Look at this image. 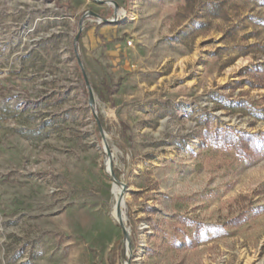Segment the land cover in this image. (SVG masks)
Instances as JSON below:
<instances>
[{
    "label": "rangeland",
    "instance_id": "obj_1",
    "mask_svg": "<svg viewBox=\"0 0 264 264\" xmlns=\"http://www.w3.org/2000/svg\"><path fill=\"white\" fill-rule=\"evenodd\" d=\"M262 70L264 0H0V264H264Z\"/></svg>",
    "mask_w": 264,
    "mask_h": 264
},
{
    "label": "bare ground",
    "instance_id": "obj_2",
    "mask_svg": "<svg viewBox=\"0 0 264 264\" xmlns=\"http://www.w3.org/2000/svg\"><path fill=\"white\" fill-rule=\"evenodd\" d=\"M109 160H110V158L108 157V159H107L108 163H109ZM108 167H109V165L107 164V171H109ZM113 187H114V193H115V201H114V204L112 206V214L111 215L116 222L121 224V220L122 219L125 220V219H124L123 214L121 217L120 214L118 213L117 204L120 201H122V208H123L124 203H125V188L122 186V184H119L118 181H114ZM122 196H124L123 199H122ZM127 231H128V228H127ZM128 234H129V231H128ZM126 240L128 241V238ZM123 264H129V261L125 260Z\"/></svg>",
    "mask_w": 264,
    "mask_h": 264
},
{
    "label": "water",
    "instance_id": "obj_3",
    "mask_svg": "<svg viewBox=\"0 0 264 264\" xmlns=\"http://www.w3.org/2000/svg\"><path fill=\"white\" fill-rule=\"evenodd\" d=\"M94 15H97V14L94 13ZM105 151L108 153V156H109V158H110V156H111V152L109 151V149H108L107 146H105ZM106 164L109 165L108 170L110 171V173H111V175L113 176L114 180H115V181H118L117 178L114 176V172H113L112 164H111V159L109 160V163H108L107 160H106ZM118 182H119V184H122V186L125 188V186H124V184H123L122 182H120V181H118ZM123 197H124V196H122V199H123ZM117 209H118V213H119L120 216L122 217V214H123V211H122V201H120V202L117 204ZM121 224H122V226H123V228H124V233H125V235L128 236V231H127V228L125 227V224H124V222H123V219L121 220Z\"/></svg>",
    "mask_w": 264,
    "mask_h": 264
},
{
    "label": "trees",
    "instance_id": "obj_4",
    "mask_svg": "<svg viewBox=\"0 0 264 264\" xmlns=\"http://www.w3.org/2000/svg\"><path fill=\"white\" fill-rule=\"evenodd\" d=\"M262 72L264 73V70H262Z\"/></svg>",
    "mask_w": 264,
    "mask_h": 264
}]
</instances>
